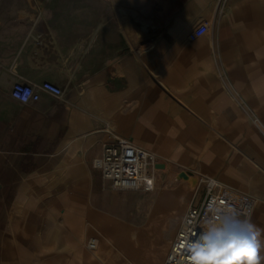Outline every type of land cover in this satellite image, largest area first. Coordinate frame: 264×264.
I'll return each mask as SVG.
<instances>
[{
  "label": "crops",
  "instance_id": "obj_1",
  "mask_svg": "<svg viewBox=\"0 0 264 264\" xmlns=\"http://www.w3.org/2000/svg\"><path fill=\"white\" fill-rule=\"evenodd\" d=\"M17 82L63 96L24 105ZM115 137L256 198L264 229V0H0V264H87L90 239L104 264L124 227L164 264L193 200L161 191L125 220L136 192L93 167Z\"/></svg>",
  "mask_w": 264,
  "mask_h": 264
},
{
  "label": "built area",
  "instance_id": "obj_2",
  "mask_svg": "<svg viewBox=\"0 0 264 264\" xmlns=\"http://www.w3.org/2000/svg\"><path fill=\"white\" fill-rule=\"evenodd\" d=\"M209 31L210 24L202 22L190 32L188 40L194 42ZM224 86L231 92L226 82ZM41 92L56 98L63 96V90L51 83L36 86L20 82L13 85L11 96L21 104L28 105L38 102ZM158 164L164 163H161L155 154L136 147L126 139L115 137L113 143L103 147V154L93 162V167L102 173L103 179L115 193L124 191L152 193L157 190L155 186L159 182V174L164 171L157 168ZM200 186L203 195L196 205L188 209L164 264H193L187 244L199 236L201 232L199 223L210 214V204L216 202L220 207H232L238 215L246 219L250 218L258 205L256 198L239 193L214 178L201 179ZM87 248L91 251L96 250L95 240L91 239Z\"/></svg>",
  "mask_w": 264,
  "mask_h": 264
},
{
  "label": "clouds",
  "instance_id": "obj_3",
  "mask_svg": "<svg viewBox=\"0 0 264 264\" xmlns=\"http://www.w3.org/2000/svg\"><path fill=\"white\" fill-rule=\"evenodd\" d=\"M209 212L199 236L187 244L193 264H264V229L216 202Z\"/></svg>",
  "mask_w": 264,
  "mask_h": 264
},
{
  "label": "bare ground",
  "instance_id": "obj_4",
  "mask_svg": "<svg viewBox=\"0 0 264 264\" xmlns=\"http://www.w3.org/2000/svg\"><path fill=\"white\" fill-rule=\"evenodd\" d=\"M261 129V131L263 132L261 126L259 127ZM171 167L170 165L167 166V171L171 172ZM160 181V180H159ZM161 182V181H160ZM176 179L173 178L169 181H167V183H165L164 185H162L161 187H158V183L155 186L157 189H161V191H167V190H176L178 193V197H182V199L186 196V197H190L193 196L200 187V180L196 177H194L193 175L190 176L189 180H187L186 182H184L183 186H177L176 185ZM151 206V205H150ZM149 212V211H148ZM118 235L114 237V241L115 243L118 244L119 246V250L120 253L125 256L128 259V263L127 264H143L145 261H151V263H157L159 261V258L161 256V253L163 252V250H165L167 248L166 243L164 242H158V246H161L158 250L154 251L153 253H151L149 251V249H147L149 247V245L151 244V242H147V244H145L144 246V250L143 251H133L130 249L129 247V239L132 236L131 231L129 230V228L124 227L122 232H118ZM95 240V245H96V250L91 251L87 248V240H86V249H87V258H86V262H88L87 264H96V263H100V256H99V248H100V239L99 241L96 239ZM153 244V243H152ZM81 257V263L83 264V256Z\"/></svg>",
  "mask_w": 264,
  "mask_h": 264
},
{
  "label": "rangeland",
  "instance_id": "obj_5",
  "mask_svg": "<svg viewBox=\"0 0 264 264\" xmlns=\"http://www.w3.org/2000/svg\"><path fill=\"white\" fill-rule=\"evenodd\" d=\"M180 173L181 172L176 168H173L171 170V172H168L167 169H165L163 172H161L159 174V180L161 182L160 181L158 182V187H161L162 185L167 183V181H169L173 178L176 179L175 183L177 186H183L184 182H186V181L177 179V176ZM185 173H187V172H185ZM187 174L191 176V174H189V173H187ZM160 193H161V189H157L155 192H152V193H145V192L133 193V195L130 197V199H128V201L125 202V210H128L129 213L126 214V217H124V219L131 221L135 218V217H132L133 215H137V216H140L142 219H145L149 215V212H148L149 209L148 208L151 207L150 205L153 203V201L157 198V196ZM202 195H203L202 186H200L199 190L193 196H190L189 199L191 198L193 200V205H196L199 202L200 196L202 197ZM180 198H182V197H180ZM140 217H137V218H140ZM175 223H176L175 219H172L171 223H170V227H173L175 225ZM160 247L161 246H158V244H152L151 243L147 249H149V251L151 253H153L154 251L158 250ZM118 252L120 253L119 249H118ZM166 254H167V252H166ZM99 255H101V257H102V253H99ZM104 257H105V255H103V258ZM117 259H118V261H117ZM103 263L104 264H127L128 259L121 254V256H117L116 259L114 257H105L103 259Z\"/></svg>",
  "mask_w": 264,
  "mask_h": 264
},
{
  "label": "water",
  "instance_id": "obj_6",
  "mask_svg": "<svg viewBox=\"0 0 264 264\" xmlns=\"http://www.w3.org/2000/svg\"><path fill=\"white\" fill-rule=\"evenodd\" d=\"M157 168H158V169L165 170V165H164V164H158V165H157ZM189 178H190V175H188V174L185 173V172H181V173L177 176V179H178V180H184V181H187V180H189Z\"/></svg>",
  "mask_w": 264,
  "mask_h": 264
},
{
  "label": "snow or ice",
  "instance_id": "obj_7",
  "mask_svg": "<svg viewBox=\"0 0 264 264\" xmlns=\"http://www.w3.org/2000/svg\"><path fill=\"white\" fill-rule=\"evenodd\" d=\"M149 183H151V182H149Z\"/></svg>",
  "mask_w": 264,
  "mask_h": 264
}]
</instances>
